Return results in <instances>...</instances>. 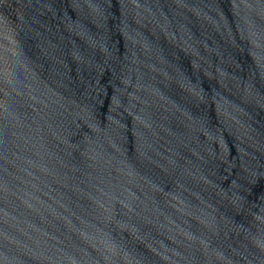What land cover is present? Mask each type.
Wrapping results in <instances>:
<instances>
[{"label": "water", "instance_id": "obj_1", "mask_svg": "<svg viewBox=\"0 0 264 264\" xmlns=\"http://www.w3.org/2000/svg\"><path fill=\"white\" fill-rule=\"evenodd\" d=\"M0 264H264V0H0Z\"/></svg>", "mask_w": 264, "mask_h": 264}]
</instances>
